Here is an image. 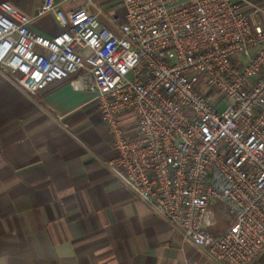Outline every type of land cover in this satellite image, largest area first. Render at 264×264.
Segmentation results:
<instances>
[{
    "label": "built area",
    "instance_id": "1",
    "mask_svg": "<svg viewBox=\"0 0 264 264\" xmlns=\"http://www.w3.org/2000/svg\"><path fill=\"white\" fill-rule=\"evenodd\" d=\"M67 1L39 6L67 28L52 38L0 3V67L30 95L63 80L93 95L113 176L215 262L251 264L264 250V6L122 0L113 32Z\"/></svg>",
    "mask_w": 264,
    "mask_h": 264
},
{
    "label": "crops",
    "instance_id": "2",
    "mask_svg": "<svg viewBox=\"0 0 264 264\" xmlns=\"http://www.w3.org/2000/svg\"><path fill=\"white\" fill-rule=\"evenodd\" d=\"M91 1L61 9L84 8L116 32L112 19H124L123 1ZM0 3L27 15L44 37L67 29L52 13L38 14L42 0ZM92 100L69 80L30 95L0 67V264H221L113 176L105 163L117 152ZM226 228L218 217L210 230ZM251 264H264V250Z\"/></svg>",
    "mask_w": 264,
    "mask_h": 264
},
{
    "label": "rangeland",
    "instance_id": "3",
    "mask_svg": "<svg viewBox=\"0 0 264 264\" xmlns=\"http://www.w3.org/2000/svg\"><path fill=\"white\" fill-rule=\"evenodd\" d=\"M224 108H225V105L222 104L221 106L218 107V111L219 112H222L224 110Z\"/></svg>",
    "mask_w": 264,
    "mask_h": 264
},
{
    "label": "trees",
    "instance_id": "4",
    "mask_svg": "<svg viewBox=\"0 0 264 264\" xmlns=\"http://www.w3.org/2000/svg\"><path fill=\"white\" fill-rule=\"evenodd\" d=\"M216 233H218V234H219L220 232H219V231H216Z\"/></svg>",
    "mask_w": 264,
    "mask_h": 264
}]
</instances>
